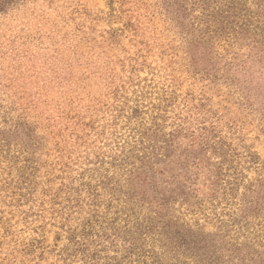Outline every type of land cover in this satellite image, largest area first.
Instances as JSON below:
<instances>
[{
    "label": "rangeland",
    "instance_id": "obj_1",
    "mask_svg": "<svg viewBox=\"0 0 264 264\" xmlns=\"http://www.w3.org/2000/svg\"><path fill=\"white\" fill-rule=\"evenodd\" d=\"M231 2L0 10V264L174 262L183 231L261 264L264 0Z\"/></svg>",
    "mask_w": 264,
    "mask_h": 264
},
{
    "label": "trees",
    "instance_id": "obj_2",
    "mask_svg": "<svg viewBox=\"0 0 264 264\" xmlns=\"http://www.w3.org/2000/svg\"><path fill=\"white\" fill-rule=\"evenodd\" d=\"M16 0H9L7 4H11ZM195 3H201L203 2V5H205L206 0H193ZM224 1H232L231 4H234L235 0H224ZM4 0H0V10L2 11L5 6H7ZM182 5L179 4V10L182 9ZM144 223V224H143ZM143 223L141 224L138 221V218L135 219L134 226L137 229V233L141 236L148 237L147 233L142 231V228L147 230L148 232L153 231L155 226L153 225V222L151 219H145L143 220ZM247 224L242 225L240 227V230H245L246 232H249L247 229ZM153 233V232H152ZM162 235V234H161ZM168 235V233H166ZM185 234L183 231V234L179 232V254L174 255L175 261H169L164 260L160 257L159 254H156L154 251V247L152 249H144V248H137L134 251L127 250L122 257H113L108 258V262L104 264H224L221 262L219 258H215V251H211L209 248L206 247V243L199 239L200 235H197L194 233L193 235ZM150 238V237H149ZM258 239V237H256ZM153 244H155L153 242ZM231 246L236 249V253L242 251V249L247 248V245L245 243H240L238 241H235L234 243H231ZM262 246V245H260ZM183 248V249H182ZM241 253V252H240ZM248 254V253H247ZM91 260L93 257H91ZM165 261V262H164ZM261 264H264V260H260Z\"/></svg>",
    "mask_w": 264,
    "mask_h": 264
}]
</instances>
